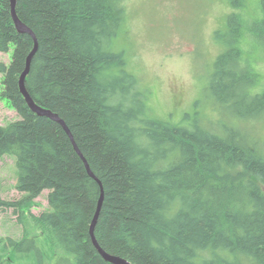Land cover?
<instances>
[{
	"label": "trees",
	"instance_id": "obj_1",
	"mask_svg": "<svg viewBox=\"0 0 264 264\" xmlns=\"http://www.w3.org/2000/svg\"><path fill=\"white\" fill-rule=\"evenodd\" d=\"M126 4L17 0L16 6L39 43L26 88L66 123L102 183L98 243L131 264H264V138L241 137L237 129L264 116V83L251 58L264 53V0H230L227 31L216 32L225 50L208 85L221 111L233 104L218 130L201 118L184 124L152 115L150 88L127 70L124 52L112 51ZM12 45L10 63L0 61L1 95L20 119L0 125V158H15L16 188L24 196L0 206L20 212L24 235L0 239V264H111L90 236L100 183L63 126L25 100L20 77L34 39L17 30L10 0H0V52ZM44 190L49 209L29 214Z\"/></svg>",
	"mask_w": 264,
	"mask_h": 264
},
{
	"label": "rangeland",
	"instance_id": "obj_2",
	"mask_svg": "<svg viewBox=\"0 0 264 264\" xmlns=\"http://www.w3.org/2000/svg\"><path fill=\"white\" fill-rule=\"evenodd\" d=\"M253 5L248 4L246 10L253 12ZM126 9V21L112 42V51L124 52L127 70L150 88L152 115L173 123L191 124L201 118L205 125L214 128L215 122L225 124L233 104L225 105L221 111L213 103L208 83L214 62L225 50L216 32L227 31V17L234 11L230 0H127ZM13 50L12 45L8 52H0V61L9 64ZM251 58L264 83V53L261 50ZM2 91L0 74V125H8L20 116L2 97ZM236 101L240 104L237 99L233 102ZM240 126L264 138V116ZM17 178L15 158L10 155L0 158L3 200L17 201L24 196L16 188ZM48 194L49 190H44L36 198L29 214L39 215L49 209ZM20 215L14 207L0 206V239H22L24 227ZM8 251L12 254L11 245Z\"/></svg>",
	"mask_w": 264,
	"mask_h": 264
},
{
	"label": "water",
	"instance_id": "obj_3",
	"mask_svg": "<svg viewBox=\"0 0 264 264\" xmlns=\"http://www.w3.org/2000/svg\"><path fill=\"white\" fill-rule=\"evenodd\" d=\"M10 3H11L12 16H13L14 23L16 25L17 30L20 33H27V34L31 35L33 37V39H34V48L32 49L30 55L27 58V63H26L25 70L23 71V73L21 74V77H20V89H21V92H22L23 96L25 97V100L27 101L29 107L31 108V110L33 112H35L39 116L49 117V118L55 120L56 122L60 123L63 126V128L66 130V132L69 134L70 138L72 139V141L74 143V146H75V149L77 150V152L79 153V155L83 159L90 176L93 177L94 179H96L100 183L101 196H100V199L98 201L97 209H96L95 215L93 217V220H92V223H91V226H90V236H91L92 242L94 243L96 249L101 254V256L107 262H109L111 264H130L127 260H125V259H123V258H121L119 256H115V255H112V254L106 252L100 246V244L98 243V240L96 238L95 229H96V226H97V223H98V219H99L100 212H101V209H102V206H103V201H104V189H103L102 183L100 182V180H98L96 175L92 172L87 159L84 157L82 152L79 150L77 144L74 141L72 133L69 130V128L67 127L66 123L56 113H53L51 110H48V109H45V108L39 106L33 100V98L30 96V94H29V92H28V90L26 88V79H27V77H28V75L30 73L32 60H33L35 54L37 53L39 43H38V39H37L36 34L34 33V31L30 27H28L25 23H23L20 20V18L18 17L17 11H16L17 0H10ZM1 201H2V198H1V195H0V204H1Z\"/></svg>",
	"mask_w": 264,
	"mask_h": 264
},
{
	"label": "bare ground",
	"instance_id": "obj_4",
	"mask_svg": "<svg viewBox=\"0 0 264 264\" xmlns=\"http://www.w3.org/2000/svg\"><path fill=\"white\" fill-rule=\"evenodd\" d=\"M247 50V49H246ZM251 50V49H250ZM249 50H247V52H248ZM248 54H249V52H248ZM30 55V54H29ZM28 55V56H29ZM28 58V57H27ZM244 71H242V72H239L237 75L240 77V78H242V79H245V78H247V75H248V69L246 70V66H244V68H242ZM254 72H256V74H257V76H259V71H254ZM262 87L261 88H263L264 89V86L263 85H261ZM244 124V123H243ZM216 125V128H214V127H212V126H209V127H211V128H213V129H218V128H221V127H223V125H219V124H215ZM239 131H241V133H240V136L241 137H247V136H250L251 135V132L248 130V129H243L240 125L238 126V128H237ZM240 142H244L245 140L244 139H240L239 140ZM245 143V142H244ZM101 187V186H100ZM50 192V191H49ZM94 244V243H93ZM95 246V245H94ZM98 251V250H97ZM100 254V253H99ZM101 255V254H100ZM104 259V258H103ZM124 259V258H123ZM105 260V259H104ZM125 260H127V259H125ZM106 261V260H105ZM128 261V260H127ZM129 262V261H128ZM130 263V262H129ZM131 264V263H130Z\"/></svg>",
	"mask_w": 264,
	"mask_h": 264
}]
</instances>
